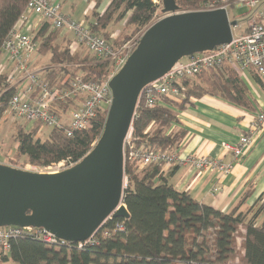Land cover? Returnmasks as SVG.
Listing matches in <instances>:
<instances>
[{
	"label": "trees",
	"instance_id": "obj_1",
	"mask_svg": "<svg viewBox=\"0 0 264 264\" xmlns=\"http://www.w3.org/2000/svg\"><path fill=\"white\" fill-rule=\"evenodd\" d=\"M93 0L85 22L92 33L118 46L125 41L122 33L115 38L104 35L108 24L123 20L135 31L147 26L160 7L161 0ZM178 9L190 10L203 0H174ZM28 0H0L1 44ZM189 8V9H187ZM91 18V19H90ZM61 30L40 20L34 31L37 52H49L51 66L42 68L44 79L58 88L69 86L80 76L83 81L102 82L110 62L101 61L74 65L79 55L68 44L60 47L56 39ZM84 60V59H83ZM252 79L263 86L256 75ZM6 73H0V121L8 109L15 87L8 88ZM177 97L163 96L159 105L149 108L143 103L136 110L131 124L130 145L143 150H175L184 135L174 129L175 110L184 108L191 99L203 95L222 98L232 104L251 107L248 87L242 77L230 68H215L176 83ZM72 101L58 103L66 110ZM107 108H98L91 126L66 136L62 128H49L45 138L40 127L18 126L14 139L15 152L29 163L47 167L60 161H78L90 149L102 132ZM35 124V123H34ZM124 148L126 185L122 203L128 218L108 219L92 242L77 247V243L48 244L32 236H17L9 240L7 251H0V264H264V193L246 205L247 191L229 210L223 211L205 204L186 190H178L161 176V165L140 166ZM123 222L122 230L115 224ZM239 239V243H238ZM239 244V245H238ZM237 257V263L233 260Z\"/></svg>",
	"mask_w": 264,
	"mask_h": 264
},
{
	"label": "built area",
	"instance_id": "obj_2",
	"mask_svg": "<svg viewBox=\"0 0 264 264\" xmlns=\"http://www.w3.org/2000/svg\"><path fill=\"white\" fill-rule=\"evenodd\" d=\"M155 1L157 2V0ZM240 7L246 9L243 29H239L237 19L231 17L229 12L233 8ZM219 8L226 11L229 21H235V24L230 26L231 39L215 46L212 50L195 52L185 56L184 60L179 59L161 77L144 85L137 97L132 121L141 103L153 108L162 102L163 96L177 97L180 92L176 83L209 69L230 68L240 76L256 74L264 82V0H203L198 8L184 11ZM33 18L37 21L32 22ZM159 18L151 20L147 26ZM42 19L61 31H70L71 43L75 47L84 48L98 60L109 61L110 67L106 79L96 83L83 81L80 76H76L69 86L58 88L50 85L44 79L42 71L34 67L37 43L34 41L33 35L38 21ZM142 33L114 46L111 41L92 33L88 23L73 20L69 15L63 13L59 3L52 0H28L25 10L20 14L1 44L4 59L0 61V73H6L8 88L15 87L14 93L8 101L7 112L14 117L33 123L39 122L48 128H62L66 136H72L76 131L88 129L98 108H107L108 111L112 102L109 81L135 49ZM69 100L72 101V104L68 109L59 110V107H56L58 103ZM263 121L264 111L258 112L250 122L248 131L242 134L236 143H224V148L235 159L243 157L253 143L254 132L261 127ZM131 131L130 125V130L123 143V158H125L124 148L126 145L129 147L128 156L137 161L140 166L147 164L189 165L197 170H216L221 174L229 173L232 168L231 163H223L219 158L205 155H183L176 150L132 148L130 145ZM96 140L97 138L92 146ZM78 161H60L57 163L56 171L69 168ZM124 185H126L125 175ZM218 191L219 187L213 185L212 192ZM111 218L113 217L106 218L99 229L86 240L74 242L77 243V247L92 242L103 224ZM122 229L123 222H117L115 230ZM17 236H32L54 245L73 243L61 240L41 227L10 225L0 227V251H7L9 240Z\"/></svg>",
	"mask_w": 264,
	"mask_h": 264
},
{
	"label": "water",
	"instance_id": "obj_3",
	"mask_svg": "<svg viewBox=\"0 0 264 264\" xmlns=\"http://www.w3.org/2000/svg\"><path fill=\"white\" fill-rule=\"evenodd\" d=\"M161 1L163 16L145 28L109 81L112 102L91 149L55 172L0 163V227H41L74 243L89 238L109 216L128 218L123 143L140 90L182 57L228 42L235 24L222 8L181 12L174 0Z\"/></svg>",
	"mask_w": 264,
	"mask_h": 264
},
{
	"label": "crops",
	"instance_id": "obj_4",
	"mask_svg": "<svg viewBox=\"0 0 264 264\" xmlns=\"http://www.w3.org/2000/svg\"><path fill=\"white\" fill-rule=\"evenodd\" d=\"M52 1L62 6L61 0ZM87 1H90L92 8L93 0ZM107 2L108 0H103L97 11H101ZM62 31L68 35L67 30ZM3 59L2 53L0 60ZM248 77L259 91L253 92L252 95L249 92L251 107L238 106L216 96L203 95L191 99L184 108L175 110L177 122L173 124V128L184 131L175 150L183 155L219 158L223 163L232 164L230 172L221 174L216 170H197L189 165L161 166V176L175 188L186 190L195 199L223 211L236 204L246 191V205L252 204L264 193V121L254 132L253 143L243 157L235 159L224 148V143H236L239 137L248 131L255 115L264 111V85L261 86L251 76ZM213 185L219 187L218 192H212Z\"/></svg>",
	"mask_w": 264,
	"mask_h": 264
},
{
	"label": "rangeland",
	"instance_id": "obj_5",
	"mask_svg": "<svg viewBox=\"0 0 264 264\" xmlns=\"http://www.w3.org/2000/svg\"><path fill=\"white\" fill-rule=\"evenodd\" d=\"M61 1H62V6H61L62 12L65 14H68L73 20L84 22L86 20L85 16L90 14V11H91L90 1H87V0H61ZM198 7H199V4H198ZM161 9H162V2L160 3V7L156 11L152 20H155L156 18H159L160 16L163 15ZM190 10H193V9H190ZM179 11H184V10L179 9ZM229 12H230L231 17L237 19L239 29H243L245 26V20H246L245 15H244L246 12V9L244 7L233 8ZM34 20L35 18H33L32 22H34ZM35 21H37V19ZM38 24H39V21H38ZM145 28L146 26L142 28L141 30L135 31L132 25H127L125 23L123 24V20H120V21L115 20V21L110 22L107 28L103 30L102 32L105 33L104 35L106 36L109 35L110 38H115L120 32L122 33L124 38H127L126 40H129L132 37L138 35L139 33L144 32ZM58 34L59 35L56 41L60 47H63L64 45L68 44V40H71L70 31H68V35H66L63 31H60ZM71 42L72 40L70 41L69 45L72 49V52H76L79 55L78 57L79 61L75 63L74 65H79V64L82 65L85 63H91L92 61L94 62L103 61V60H98L95 57H93L84 48L75 47L73 43ZM49 55L50 54L48 51L45 53L36 51V54L34 56V67L42 71L43 70L42 68L51 66ZM181 60H184V57H182ZM241 77L243 81L245 82V84L247 85V87L249 88V92L251 93V95L253 92L258 91L257 87L252 83L251 78H249L247 75H243ZM22 123L25 124L26 129L31 128L33 125L37 126V124H39L40 137L45 138L47 136L49 128L46 127L45 125L39 122H36L34 124L31 121H27L22 118L14 117L11 113L9 114L6 111V114L4 115L3 119L0 121V163L8 164L13 167H18L21 169L37 171V172H55L58 169L57 163L54 165L47 166V167L37 166V165H33L29 163L26 159L16 154L15 152L16 142L14 139V135H15V132L18 126ZM238 243H239V239H238ZM233 263H237V257H235V259L233 260Z\"/></svg>",
	"mask_w": 264,
	"mask_h": 264
}]
</instances>
